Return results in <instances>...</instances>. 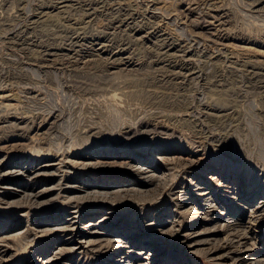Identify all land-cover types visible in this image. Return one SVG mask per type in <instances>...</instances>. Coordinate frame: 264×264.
Segmentation results:
<instances>
[{
	"label": "rangeland",
	"instance_id": "obj_1",
	"mask_svg": "<svg viewBox=\"0 0 264 264\" xmlns=\"http://www.w3.org/2000/svg\"><path fill=\"white\" fill-rule=\"evenodd\" d=\"M69 1L0 0V264H264V0Z\"/></svg>",
	"mask_w": 264,
	"mask_h": 264
},
{
	"label": "bare ground",
	"instance_id": "obj_2",
	"mask_svg": "<svg viewBox=\"0 0 264 264\" xmlns=\"http://www.w3.org/2000/svg\"><path fill=\"white\" fill-rule=\"evenodd\" d=\"M60 1V0H59ZM71 1V0H70ZM69 1V2H70ZM261 1V0H260ZM158 2H159V0H158ZM104 3V2H103ZM160 3V2H159ZM254 3V2H253ZM109 4V3H108ZM111 4V3H110ZM257 4V3H256ZM93 5V4H92ZM86 6H88V5H86ZM90 6V5H89ZM88 6V7H89ZM118 6V5H117ZM120 6V5H119ZM248 6V5H247ZM65 7V6H64ZM95 7V6H94ZM159 8V7H158ZM86 9V8H85ZM88 9V8H87ZM97 9V10H96ZM95 10L96 11H98V8H96ZM113 9V8H112ZM115 9V8H114ZM121 9V8H120ZM127 9V8H126ZM94 10V11H95ZM117 10V9H116ZM124 10V9H123ZM44 11V10H43ZM85 11V10H84ZM112 11V10H111ZM93 12V11H92ZM109 12V11H108ZM85 13V12H84ZM91 13V12H90ZM102 13V12H101ZM111 13H114V12H111ZM110 13V14H111ZM131 13V12H130ZM154 13V12H153ZM40 14V13H39ZM87 14V13H86ZM97 14V13H96ZM108 14V13H107ZM172 14V13H171ZM89 15V14H88ZM125 15V14H124ZM128 15H129V13H127V17H128ZM211 14H209V17H211L210 16ZM86 16V15H85ZM131 16V15H130ZM208 16V15H207ZM217 16V15H216ZM123 17V16H122ZM125 17V16H124ZM199 17V16H198ZM215 17V16H214ZM172 18V17H171ZM208 18V17H207ZM91 19V18H90ZM119 19V18H118ZM125 19H127L126 17H125ZM214 19V18H213ZM109 20V19H108ZM124 20V19H123ZM148 20V19H147ZM116 21V20H115ZM137 21V20H136ZM182 21V20H181ZM206 21V20H205ZM2 22V21H1ZM220 22V21H219ZM33 23V22H32ZM127 23V22H126ZM137 23V22H136ZM145 23V22H144ZM152 23V22H151ZM155 23V22H154ZM150 24V23H149ZM158 24V23H157ZM199 24V23H198ZM212 24V23H211ZM210 24V25H211ZM219 24V23H218ZM117 25V24H116ZM128 25V24H127ZM135 25V24H134ZM141 25V24H140ZM160 25V24H159ZM207 25H208V22H207ZM213 25V24H212ZM106 26H108V25H106ZM117 26H119V25H117ZM150 26V25H149ZM110 27V26H109ZM116 27V26H115ZM140 27V26H139ZM104 29H105V27H104ZM153 29H155V28H153ZM221 29H223V28H221ZM119 29H117V31H118ZM125 30V29H124ZM152 30V29H151ZM102 31V30H101ZM100 31V32H101ZM113 31V30H112ZM120 31H121V29H120ZM122 31H123V29H122ZM130 31V30H129ZM104 32V31H103ZM109 32V31H108ZM151 32V31H150ZM157 32V31H156ZM117 33H119V32H117ZM123 33H124V31H123ZM60 34V33H59ZM105 34V33H104ZM106 34H107V32H106ZM114 34V33H113ZM73 35V34H72ZM112 35V34H111ZM159 35V34H158ZM13 36H15V35H13ZM26 36V35H25ZM125 36V35H124ZM149 36V35H148ZM172 36V35H171ZM211 36V35H210ZM111 37V36H110ZM133 37V36H132ZM183 37H185V36H183ZM195 38V36H192V38ZM39 38V37H38ZM106 38V37H105ZM125 38V37H124ZM158 38H160V40H161V44H157L158 45V49L160 50H158L159 52H160V54L162 55V57L164 56V57H171V56H175L176 57V55L177 54H181V55H183V56H189L190 54H191V51H190V48L188 47V48H184L182 45L180 46V45H178V44H176V43H174V41L172 40V38L170 37V35L168 36L167 34H162L161 36H159ZM14 39V38H13ZM12 39V41H13V43H14V40ZM20 39V38H19ZM25 39V38H24ZM70 39V38H69ZM76 39V38H75ZM108 39H110L109 37H108ZM156 39V38H155ZM185 39H186V37H185ZM185 39H183V41H185ZM216 39V38H215ZM124 40V39H123ZM189 40H191L190 39V37H189ZM188 40V41H189ZM193 40V39H192ZM11 41V42H12ZM74 41V40H73ZM77 41H79V40H77ZM76 41V42H77ZM157 41H158V39H157ZM196 41V40H195ZM210 41V40H209ZM10 42V41H9ZM10 42V43H11ZM18 42V41H17ZM16 42V43H17ZM41 42V41H40ZM48 42V41H47ZM71 42V41H70ZM134 42V41H133ZM186 42H187V39H186ZM185 42V43H186ZM193 42H194V40H193ZM19 43H20V41H19ZM28 43H30V42H28ZM27 43V44H28ZM78 43V42H77ZM99 43V42H98ZM184 43V42H183ZM188 43V42H187ZM192 43V42H191ZM195 43V42H194ZM199 43V42H198ZM12 44V43H11ZM18 44V43H17ZM25 44V43H24ZM107 44V43H106ZM193 44V43H192ZM191 44V45H192ZM196 44V43H195ZM200 44H201V42H200ZM199 44V45H200ZM205 44V43H204ZM28 45H30V44H28ZM42 45H43V42H42ZM197 45V44H196ZM206 45L207 44H205V47H206ZM16 46V45H15ZM78 46V45H77ZM99 46V45H98ZM153 46V45H152ZM185 46V45H184ZM190 46V45H189ZM202 46V45H201ZM210 45H208V47H209ZM231 46V45H230ZM23 47V46H22ZM21 47V48H22ZM36 47H37V44H36ZM47 47H48V45H47ZM156 47V46H155ZM194 47V46H193ZM199 47V46H198ZM224 47V46H223ZM26 48V47H25ZM27 48H29V46L27 47ZM63 48V47H62ZM71 48H73L72 46H71ZM114 48V47H113ZM125 48V47H124ZM197 48V47H196ZM18 49V48H17ZM37 49V48H36ZM56 49V48H55ZM58 49V48H57ZM56 49V50H57ZM106 49V48H105ZM155 49V48H154ZM199 49V48H198ZM202 49V48H201ZM209 49H210V47H209ZM208 49V50H209ZM215 49V48H214ZM19 50V49H18ZM25 50V49H24ZM72 50V49H71ZM76 51H77V49H75ZM118 50V49H117ZM220 50H221V48H220ZM21 51V50H20ZM68 51V50H67ZM75 51V52H76ZM85 51V50H84ZM212 51V50H211ZM23 52V51H22ZM36 52H39V51H36ZM79 52V51H78ZM90 52V51H89ZM106 52V51H105ZM110 52H111V50H110ZM113 52V51H112ZM198 52H200V54H202V55H205V56H207L208 54H207V52L206 51H204V50H201V51H198ZM215 52H217V50L215 51ZM52 53H54V52H52ZM72 53V52H71ZM74 53V52H73ZM93 53V52H92ZM96 53V52H95ZM124 53V52H123ZM221 53V52H220ZM219 53V54H220ZM77 54V53H76ZM213 54H214V52H213ZM42 55H43V53H42ZM55 55V54H54ZM71 55V54H70ZM73 55V54H72ZM110 56H111V54H109ZM199 55V54H198ZM211 55V54H210ZM223 55H225V54H223ZM39 58H40V55H37ZM46 56V55H45ZM152 56V55H151ZM156 56V55H155ZM159 56V55H158ZM157 56V57H158ZM196 56V55H195ZM200 56V55H199ZM226 56V55H225ZM42 57V56H41ZM69 57V56H68ZM95 57V56H94ZM97 57V56H96ZM99 57V56H98ZM104 57V56H103ZM102 57V58H103ZM179 57H180V55H179ZM201 57V56H200ZM200 57L198 58V59H200ZM224 57V56H223ZM48 58V57H47ZM57 58V57H56ZM72 58V57H71ZM90 58V57H89ZM100 58V57H99ZM108 58H109V56H108ZM118 58V57H117ZM196 58V57H195ZM209 58H213V57H209ZM219 58V57H218ZM218 58H216V59H218ZM226 58H228L227 56H226ZM41 59V58H40ZM44 59V58H43ZM42 59V60H43ZM157 59V58H156ZM180 59V58H179ZM182 59V58H181ZM186 59L187 58H185V62H186ZM62 60V59H61ZM84 60V59H83ZM85 60H86V57H85ZM92 60V59H91ZM90 60V61H91ZM103 60H104V58H103ZM102 60V61H103ZM108 60V59H107ZM113 61H115L114 59H112ZM120 60V59H119ZM178 60V59H177ZM189 60H191L190 58H189ZM77 61V60H76ZM89 61V62H90ZM96 61V60H95ZM111 60H109L108 62H110ZM183 61H184V59H183ZM195 61V60H194ZM201 61V60H200ZM200 61H197V62H200ZM220 61V60H219ZM218 61V62H219ZM225 61V60H224ZM228 61V60H227ZM80 62V61H79ZM108 62H107V64H108ZM189 61H188V59H187V63H188ZM191 62H192V60H191ZM196 62V61H195ZM205 62H206V60H205ZM229 62V61H228ZM231 62V61H230ZM236 62V61H235ZM247 62V61H246ZM81 63V62H80ZM83 63V62H82ZM106 63V62H105ZM111 63V62H110ZM116 63V62H115ZM121 63V62H120ZM193 63V62H192ZM202 63H203V59H202ZM211 63V62H210ZM220 63H221V61H220ZM224 63V62H223ZM253 63V62H252ZM255 63V62H254ZM38 64V63H37ZM88 64V63H87ZM150 64V63H149ZM182 64V63H181ZM212 64V63H211ZM222 64V63H221ZM235 64V63H234ZM247 64V63H246ZM251 64V63H250ZM257 64V63H256ZM83 65V64H82ZM99 65H101V64H99ZM167 65H168V63H167ZM191 65V64H190ZM193 65H194V63H193ZM201 65V64H200ZM207 65H209V64H207ZM223 65V64H222ZM236 65V64H235ZM239 65H242V64H239ZM248 65V64H247ZM254 65V64H253ZM252 65V66H253ZM68 66V65H67ZM108 66V65H107ZM183 66V65H182ZM202 66V65H201ZM215 66V65H214ZM221 66V65H220ZM233 66V65H232ZM251 66V67H252ZM165 67V66H164ZM164 67L162 66V68L164 69ZM199 66H197L196 68H198ZM206 67V66H205ZM216 67V66H215ZM237 67V66H236ZM255 67V66H254ZM179 68V67H178ZM211 68L214 70L215 68L214 67H212V65H211ZM225 68V67H224ZM238 68V67H237ZM250 68V67H249ZM206 69V68H205ZM210 68H208V70H209ZM212 69H210L211 70V72H212ZM227 69V68H226ZM233 69H234V66H233ZM106 70V69H105ZM155 70V69H154ZM164 70H166V72H167V69H164ZM171 70V69H170ZM197 70V69H196ZM219 70V69H218ZM229 70V69H228ZM235 70H238V69H235ZM256 70V69H255ZM107 71V70H106ZM163 71V70H162ZM161 71V72H162ZM194 71V70H193ZM241 71V70H240ZM259 71V70H258ZM45 72V71H44ZM169 72H171V71H169ZM174 72H175V70H174ZM195 72V71H194ZM194 72H191V71H189V69H184V68H181L178 72H177V74H176V76H175V78H176V80L177 81H181V82H183V80H184V78L185 79H188L189 77H193L194 79L196 78V79H198L197 78V76H196V74L194 73ZM233 72V71H232ZM238 72V71H237ZM255 72V71H254ZM172 73H173V71H172ZM255 73H257V72H255ZM35 74V73H34ZM157 74V73H156ZM168 74V73H167ZM171 74V73H170ZM261 74H262V72H261ZM154 75H155V73H154ZM160 75V74H159ZM162 75V74H161ZM201 75V74H200ZM253 75H256V74H253ZM164 76V75H163ZM172 76V75H171ZM213 76H215V75H213ZM249 76V75H248ZM264 76V75H263ZM5 77V76H4ZM198 77H200V76H198ZM204 77V76H203ZM203 77H202V79H203ZM216 77V76H215ZM3 78V77H2ZM19 78V77H18ZM41 78V77H40ZM163 78V77H162ZM205 78V77H204ZM1 79V78H0ZM5 79V78H4ZM24 79V78H23ZM157 79H158V76H157ZM254 79V78H253ZM262 79H263V77H262ZM18 80V79H17ZM170 80V79H169ZM172 80V79H171ZM191 80V79H190ZM11 81V80H10ZM159 81V80H158ZM166 81V80H165ZM187 81V80H186ZM199 81V80H198ZM262 81V80H261ZM264 81V80H263ZM189 82V81H188ZM162 83L163 82H161L160 84L162 85ZM166 83V82H165ZM168 83V82H167ZM173 83H175V82H172L171 84H173ZM35 84V83H34ZM177 84H179V83H177ZM187 84V83H186ZM248 84V83H247ZM6 85V84H5ZM180 85V84H179ZM251 85V84H250ZM172 86V85H171ZM187 86V85H186ZM185 86V87H186ZM246 86V85H245ZM164 87V86H163ZM182 87V86H181ZM180 87V88H181ZM195 87V86H194ZM250 87V86H249ZM177 88V87H176ZM251 88V87H250ZM253 89H254V87H252ZM32 91V90H31ZM86 91H87V89H86ZM85 91V92H86ZM88 92H90L89 91V89H88ZM82 93V92H81ZM92 93V92H91ZM197 100V99H196ZM198 102V101H197ZM187 103V102H186ZM191 105V104H190ZM190 105L188 106V107H182L181 106V108H183V109H179L178 111H177V113L178 112H182V110H183V112H182V114L184 113V115H190V114H193L194 113V111H195V108H191L190 107ZM199 105H200V103H199ZM203 106V105H202ZM198 107H200V106H198ZM194 109V110H193ZM211 109V108H210ZM228 109V108H227ZM200 111V110H199ZM171 113H173V112H171ZM177 116V115H176ZM186 116V117H187ZM174 117V116H173ZM178 117V116H177ZM191 117H192V115H191ZM190 118V117H189ZM191 120V119H190ZM189 121V120H188ZM18 125V124H17ZM51 125V124H50ZM196 125V124H195ZM92 132V131H91ZM90 132V133H91ZM94 132V131H93ZM86 133V132H85ZM89 133V134H90ZM86 137V136H85ZM87 138V137H86ZM62 158V157H61ZM63 160H64V158H63ZM59 161V160H58ZM60 161H62V160H60ZM59 161V162H60ZM67 162V161H66ZM97 162V161H96ZM95 162V163H96ZM129 162V161H128ZM128 162H127V164H128ZM57 163V162H56ZM70 163V162H69ZM79 163H81V162H79ZM103 163V162H102ZM55 164V163H54ZM63 164H64V161H63ZM68 164V163H67ZM75 164V163H74ZM83 164H84V162H83ZM62 165V164H61ZM61 165H60V168H61ZM73 165V164H72ZM71 165V166H72ZM79 165V164H78ZM87 165H89V164H87ZM91 165H93V167H94V164H91ZM108 165V164H107ZM122 165V164H121ZM132 165V164H131ZM59 166V165H58ZM83 166V165H82ZM90 166V165H89ZM135 166V165H134ZM63 167H64V165H63ZM75 167H76V164H75ZM58 168V167H57ZM56 168V169H57ZM66 168V167H65ZM81 168V167H80ZM137 169V168H136ZM54 170H55V168H54ZM66 170V169H65ZM68 170V169H67ZM57 172H58V170H56ZM139 171V170H138ZM149 171V170H148ZM18 172V171H17ZM34 172V171H33ZM60 172V171H59ZM64 172V171H63ZM65 172H67V171H65ZM69 172V171H68ZM3 173V172H2ZM7 173V172H6ZM144 173V172H143ZM150 173V172H149ZM40 174V173H39ZM151 174V175H150ZM150 174H148V172H146V173H144V178L147 180V183L149 182V184L151 183L152 184V180L154 179V176H152V173H150ZM30 178V177H29ZM156 178V177H155ZM60 179V178H59ZM58 179V180H59ZM166 179V178H165ZM29 180V179H28ZM59 182V181H58ZM59 183H61V182H59ZM63 184V183H62ZM65 184V183H64ZM56 186V185H55ZM58 186V185H57ZM59 187V186H58ZM63 187V186H62ZM67 187V186H66ZM70 187H72V186H70ZM97 187V186H96ZM251 187V186H250ZM50 189V188H49ZM59 189V188H58ZM76 189H77V187H76ZM56 190H57V188H56ZM70 190V189H69ZM121 190V189H120ZM44 191V190H43ZM60 191V190H59ZM83 191V190H82ZM123 191H125V190H123ZM128 191V190H127ZM117 192V191H116ZM115 192V193H116ZM45 193V192H44ZM61 193V192H60ZM86 193V192H85ZM96 193H97V191H96ZM100 193V192H99ZM106 193V192H105ZM109 193V192H108ZM112 193V192H111ZM123 193V192H122ZM204 193V192H203ZM91 194H93L92 192H91ZM26 195V194H25ZM34 195V194H33ZM37 195V194H36ZM56 195H57V193H56ZM59 195V194H58ZM57 195V196H58ZM85 195V194H84ZM83 195V196H84ZM86 195H87V193H86ZM95 195V194H94ZM103 195V194H102ZM105 195V194H104ZM118 195V194H117ZM121 195V194H120ZM89 196V195H88ZM101 195H99V197H100ZM60 197V196H59ZM62 197H63V195H62ZM94 197V196H93ZM95 197H96V195H95ZM104 197V196H103ZM102 197V198H103ZM119 197V196H118ZM57 198V197H56ZM65 198V197H64ZM74 198V197H73ZM78 198H79V196H78ZM84 198H86V197H84ZM106 198H107V196H106ZM109 198V197H108ZM115 198V197H114ZM81 199V198H80ZM83 199V198H82ZM45 200V199H44ZM100 200V199H99ZM28 203H29V201H27ZM32 203V202H31ZM34 203V202H33ZM39 203V202H38ZM41 203V202H40ZM260 204H264V199H262L261 200V202H260ZM109 205V204H108ZM260 206H262V205H259V209H260V212H264V206L262 207V208H260ZM112 207V206H111ZM110 208V207H109ZM258 208H254V209H258ZM77 210V209H76ZM75 210V211H76ZM111 210V209H110ZM186 210V209H185ZM192 210V209H191ZM263 210V211H262ZM252 211H253V209H252ZM259 212V213H260ZM76 213V212H75ZM189 213V212H188ZM251 212H249V218H248V224H249V226L251 227L250 229L251 230H254V231H256V229H257V226H255V225H258V221H256V218L258 219V217L256 216V217H253L251 214H253V213H251ZM257 213V212H256ZM73 214V213H72ZM262 214H264V213H262ZM260 216V215H259ZM73 217V216H72ZM74 218V217H73ZM77 218V217H76ZM75 219V218H74ZM67 221V220H66ZM73 221V220H72ZM71 223V222H70ZM78 223V222H77ZM246 224V223H245ZM76 224H75V222H73V224H72V226H73V231L76 229V226H75ZM227 225V224H226ZM225 225V226H226ZM260 225V224H259ZM68 227V226H67ZM85 227V226H84ZM83 227V228H84ZM228 227V226H227ZM246 227H248V226H246ZM245 227V228H246ZM70 228V227H69ZM68 228V229H69ZM84 229H86V230H88V235H91V236H86L87 234L86 233H84V234H86V235H84V236H82V240L81 241H78V244L80 245V246H88V247H90V246H94V245H97V244H99L100 245V243H104V239H98L97 237H93L92 235L93 234H95L96 233V231H94L92 228H90V224H88V226H87V228H84ZM226 229V228H225ZM250 229H248V230H250ZM81 230V229H80ZM43 231H46L45 229L44 230H42V233H43ZM70 231V230H69ZM72 231V232H73ZM85 231V230H84ZM74 233V232H73ZM72 233V234H73ZM201 233V232H200ZM232 233V232H231ZM198 234V233H197ZM202 234V233H201ZM230 234V233H229ZM73 236V235H72ZM95 236V235H94ZM231 236V235H230ZM251 236H252V234H251ZM232 237V236H231ZM72 238V237H71ZM195 239V238H194ZM233 239V238H232ZM250 239H251V237L249 236V234L247 233V231L245 232L244 231V233H243V235L242 236H240L239 238H237V240H236V243H235V245L239 248V247H241V246H246L248 243H250ZM113 240H115V239H113ZM228 240V239H227ZM106 241V240H105ZM110 243H113L114 241H112V240H108ZM202 241V240H201ZM105 243L106 245H107V247H109V246H112V245H108V244H110V243ZM116 242V241H115ZM199 242V241H198ZM254 243V242H253ZM233 244V243H232ZM116 245V244H115ZM126 245V244H125ZM234 245V246H235ZM102 247H103V245H102ZM123 247V243H121L120 241L118 242V244H117V246H115V248L117 249V254H115L114 256V262H115V264H123L125 261L126 262H128L129 264H130V262L132 263V261L133 260H131V257L129 256L131 253H130V251L129 252H126L125 251V249H127V247L125 248V246H124V248H122ZM254 244H249V246H246V248L244 249H241V253H242V255H240L239 254V256H237L238 258H239V261H245L244 262V264H260L259 263V255L260 254H258V253H260V252H256L255 250H252V249H254ZM77 247H72L71 248V250L70 251H73V250H75ZM84 248V247H83ZM120 250H119V249ZM131 248V247H130ZM233 248V247H232ZM88 249V248H87ZM122 249H124V250H122ZM193 249V248H192ZM220 249V248H219ZM221 250V249H220ZM244 250V251H243ZM231 251H233V250H231ZM248 252H250V253H248ZM143 253V249H139V251L137 252V253H135V254H139V256H140V254H142ZM214 253V252H213ZM240 253V252H239ZM210 254V253H209ZM231 254H232V252H231ZM138 256V255H137ZM230 256V255H229ZM214 257V256H213ZM137 258V257H136ZM246 258H248V260L246 259ZM236 260V259H235ZM242 264V263H241Z\"/></svg>",
	"mask_w": 264,
	"mask_h": 264
}]
</instances>
